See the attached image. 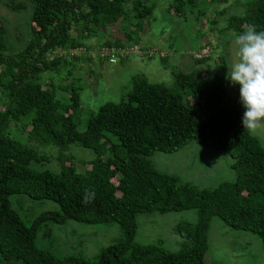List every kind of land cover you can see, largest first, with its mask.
<instances>
[{
  "label": "trees",
  "instance_id": "obj_1",
  "mask_svg": "<svg viewBox=\"0 0 264 264\" xmlns=\"http://www.w3.org/2000/svg\"><path fill=\"white\" fill-rule=\"evenodd\" d=\"M206 1L221 4L228 0ZM0 3L10 11L24 8L22 0ZM128 3L136 17L150 19L152 6L145 0H32L30 39L15 51L9 50L0 18V261L205 264L213 217L233 229L256 234L264 249V147L242 127L243 108L225 90L223 55L215 56L212 68H203L209 50L206 57H194L200 68L173 72L177 89L133 75L122 99L100 105L83 130L77 129L74 120L81 107L77 88L68 92L62 104L56 98L54 76L43 78L45 72L58 76L63 69L70 74V63L90 60L89 55L50 58V54L57 49L88 48L84 39L124 20ZM184 3L195 6L196 0H174L169 9L180 13ZM249 27L264 31V0L249 1L245 13L232 16L227 24L235 35ZM104 45L123 46L118 40ZM28 114L30 119L21 124L20 117ZM12 124H20L30 140L56 145L60 151L78 144L92 149L96 156L85 162L83 173L76 171L72 157L62 153L57 156L59 172L36 169L33 164L46 157L14 138ZM191 141L231 150L236 180L199 188L157 170L148 159L156 151H178ZM90 192L94 196L86 202ZM12 195L51 200L59 209L43 211L30 221L12 208ZM189 209L196 210L198 217L195 222L176 225L181 238L177 250L134 241L138 214ZM69 220L115 222L122 228L123 238L103 247L96 261L82 254L58 258L36 247V234L44 222L64 224Z\"/></svg>",
  "mask_w": 264,
  "mask_h": 264
},
{
  "label": "rangeland",
  "instance_id": "obj_2",
  "mask_svg": "<svg viewBox=\"0 0 264 264\" xmlns=\"http://www.w3.org/2000/svg\"><path fill=\"white\" fill-rule=\"evenodd\" d=\"M145 1L147 5L152 6L150 19L136 17V12L130 10L131 3H128V13L124 20H119L115 25L101 29L98 34L84 39L88 49L105 42L113 44V41L118 40L125 47L138 46V54L129 52L126 58L116 57V61L110 63L107 58L100 57L92 50L86 52V55L91 57L90 62L85 60L80 64L72 62L68 65V68H71L70 74L65 69L58 76L49 72L43 74L45 80L54 76L56 98L62 104L67 101L68 92L77 88L81 103L74 119L77 129L83 130L89 116L103 103L120 101L130 88L133 75L141 74L149 82L177 89L173 72H189L200 68L195 64L194 57L202 47H209L210 50L209 55L204 56L209 60L203 68H212L215 64L214 58L219 54L226 59L227 71L236 62V35L233 30L227 29V24L232 16L243 15L246 4L251 0H228L221 4L196 0L195 6L184 3L180 13L173 8L169 9L174 0ZM22 2L24 8L19 11H10L0 3V18L5 24V39L10 51L18 50L30 39L29 18L32 0ZM81 57L87 58L84 55ZM224 85L231 98L238 99L236 85L230 84L226 76ZM29 119L30 114L20 117L19 122L24 124ZM20 128V124H12V136L46 157L43 161L33 164L36 169L59 172L61 165L57 156L62 153L66 157H72L76 171L83 173L85 162L96 156L92 149L78 144H70L60 151L56 145L30 140ZM249 132L264 147V120H261L255 129H249ZM230 152L231 150L212 148L191 141L178 151H156L148 159L157 170L175 175L180 181L189 182L199 188H212L223 181L236 180L237 172L232 168L233 158ZM9 200L12 208L21 216L27 215L30 221L43 211L59 209L57 203L51 200H33L19 195L10 196ZM197 217L194 209L138 214L134 241L140 245L160 243L166 249L177 250L181 245V238L175 231L176 225L180 222H195ZM122 238V228L115 222H44L37 231L35 245L58 258L82 254L96 261L103 247ZM204 262L264 264L261 239L252 232L233 229L219 217H213L208 230V249ZM0 264L23 263L0 261Z\"/></svg>",
  "mask_w": 264,
  "mask_h": 264
},
{
  "label": "clouds",
  "instance_id": "obj_3",
  "mask_svg": "<svg viewBox=\"0 0 264 264\" xmlns=\"http://www.w3.org/2000/svg\"><path fill=\"white\" fill-rule=\"evenodd\" d=\"M237 60L227 71L226 79L238 85V102L243 108V128L255 129L264 120V31L249 27L235 37ZM94 193L86 196L90 201Z\"/></svg>",
  "mask_w": 264,
  "mask_h": 264
},
{
  "label": "built area",
  "instance_id": "obj_4",
  "mask_svg": "<svg viewBox=\"0 0 264 264\" xmlns=\"http://www.w3.org/2000/svg\"><path fill=\"white\" fill-rule=\"evenodd\" d=\"M92 50L96 51L100 57L107 58L110 63H114L116 61V57L126 58L129 52L135 54H138L140 52L138 46H131V47H125L119 45L108 46V45H104L103 43L95 46L92 49H88L84 46H77L63 50L57 49L54 51L53 54H50V58L56 55L64 58H72L75 56L86 55V52ZM208 51L209 49L207 47L202 48L200 52L196 54V58L207 56ZM150 55L151 52L147 56L149 57Z\"/></svg>",
  "mask_w": 264,
  "mask_h": 264
},
{
  "label": "crops",
  "instance_id": "obj_5",
  "mask_svg": "<svg viewBox=\"0 0 264 264\" xmlns=\"http://www.w3.org/2000/svg\"><path fill=\"white\" fill-rule=\"evenodd\" d=\"M86 60H87V59H86ZM90 61H91V58H90V60H88V62H90ZM81 62H83V61H80L79 64H80Z\"/></svg>",
  "mask_w": 264,
  "mask_h": 264
}]
</instances>
